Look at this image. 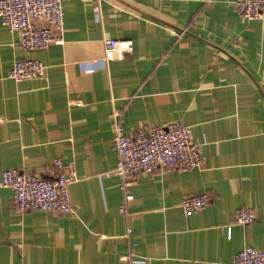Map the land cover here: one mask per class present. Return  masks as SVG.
Listing matches in <instances>:
<instances>
[{
    "label": "crops",
    "instance_id": "1",
    "mask_svg": "<svg viewBox=\"0 0 264 264\" xmlns=\"http://www.w3.org/2000/svg\"><path fill=\"white\" fill-rule=\"evenodd\" d=\"M61 35L24 49L0 23V172L50 177L58 157L78 176L66 213H15L0 186V264H232L243 246L264 249V6L248 20L233 0H64ZM104 38L132 48L104 59ZM15 58L44 76L8 78ZM114 120L126 132L181 120L203 142L200 165L138 171L126 200ZM199 192L207 205L183 215ZM237 206L255 219L232 222Z\"/></svg>",
    "mask_w": 264,
    "mask_h": 264
},
{
    "label": "built area",
    "instance_id": "2",
    "mask_svg": "<svg viewBox=\"0 0 264 264\" xmlns=\"http://www.w3.org/2000/svg\"><path fill=\"white\" fill-rule=\"evenodd\" d=\"M64 0H0V23L18 32V45L24 49H44L51 43L62 42V2ZM238 16L244 19L260 17L264 0H233ZM104 59L114 54L130 51V40L104 38ZM45 65L34 58H15L6 76L14 81L25 78H42ZM112 145L116 161L111 172L120 179L119 187L124 198L132 195L128 186L138 171L150 172L155 167L187 170L198 167L202 159L203 142L191 141L189 126L181 120H169L160 124L141 127L126 132L114 120ZM54 174L41 177L33 172L6 168L0 172V186L12 190L11 208L15 213L31 210H47L57 213L72 211L67 186L78 176L72 163H63L58 157L51 161ZM209 202L205 192L184 195L178 206L183 215L204 208ZM122 210V206L119 208ZM255 219L250 206H237L231 212V220L247 224ZM227 228L229 225L226 226ZM129 228L126 229V233ZM128 264H144V258L122 256ZM232 264H264V249L253 246L239 248Z\"/></svg>",
    "mask_w": 264,
    "mask_h": 264
}]
</instances>
